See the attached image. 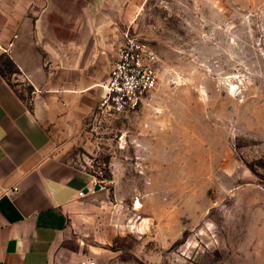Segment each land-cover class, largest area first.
<instances>
[{
  "label": "rangeland",
  "instance_id": "obj_1",
  "mask_svg": "<svg viewBox=\"0 0 264 264\" xmlns=\"http://www.w3.org/2000/svg\"><path fill=\"white\" fill-rule=\"evenodd\" d=\"M128 9L158 82L85 124L70 158L100 187L69 237L100 264H264V0Z\"/></svg>",
  "mask_w": 264,
  "mask_h": 264
},
{
  "label": "crops",
  "instance_id": "obj_2",
  "mask_svg": "<svg viewBox=\"0 0 264 264\" xmlns=\"http://www.w3.org/2000/svg\"><path fill=\"white\" fill-rule=\"evenodd\" d=\"M128 8L129 0H0V66L8 57L17 69L9 81L0 73V264L82 257L68 223L97 180L70 154L97 111Z\"/></svg>",
  "mask_w": 264,
  "mask_h": 264
},
{
  "label": "built area",
  "instance_id": "obj_3",
  "mask_svg": "<svg viewBox=\"0 0 264 264\" xmlns=\"http://www.w3.org/2000/svg\"><path fill=\"white\" fill-rule=\"evenodd\" d=\"M11 44L10 42L9 45ZM156 60L157 57L150 48L137 36L125 30L123 42L104 85L97 112L103 115L137 109L144 97L157 85ZM79 194L82 195L83 192L80 191ZM75 264L100 263L93 257L82 256Z\"/></svg>",
  "mask_w": 264,
  "mask_h": 264
},
{
  "label": "trees",
  "instance_id": "obj_4",
  "mask_svg": "<svg viewBox=\"0 0 264 264\" xmlns=\"http://www.w3.org/2000/svg\"><path fill=\"white\" fill-rule=\"evenodd\" d=\"M4 61H5L4 63L3 61L1 63L2 66H0V73L3 77H5L9 81L10 79L8 75L12 73H16L17 69L14 62L10 58L6 57Z\"/></svg>",
  "mask_w": 264,
  "mask_h": 264
},
{
  "label": "water",
  "instance_id": "obj_5",
  "mask_svg": "<svg viewBox=\"0 0 264 264\" xmlns=\"http://www.w3.org/2000/svg\"><path fill=\"white\" fill-rule=\"evenodd\" d=\"M100 186L98 184L95 185V188L98 189ZM85 192L87 191V189L85 188L84 190Z\"/></svg>",
  "mask_w": 264,
  "mask_h": 264
}]
</instances>
